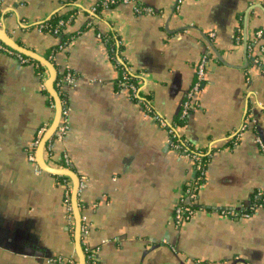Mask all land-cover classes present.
Listing matches in <instances>:
<instances>
[{
    "label": "crops",
    "instance_id": "obj_1",
    "mask_svg": "<svg viewBox=\"0 0 264 264\" xmlns=\"http://www.w3.org/2000/svg\"><path fill=\"white\" fill-rule=\"evenodd\" d=\"M98 4L0 0L5 33L43 58L52 55L56 74L67 66L76 78L63 90L69 129L49 165L65 153L84 181L77 200L96 264H264V208L247 218L215 212L246 210L264 188V155L255 143H264V0H129L90 16ZM133 4L151 13L136 14ZM54 15H71L62 46L37 27ZM98 34L111 36L115 56L166 124L179 118L196 65L208 58L202 89L177 128L192 148L208 152L197 200L203 211L178 227L172 212L192 163L117 89L111 48ZM49 78L46 68L40 78L0 48V264H77L62 186L36 173L26 154L37 128L52 118L42 91Z\"/></svg>",
    "mask_w": 264,
    "mask_h": 264
},
{
    "label": "built area",
    "instance_id": "obj_2",
    "mask_svg": "<svg viewBox=\"0 0 264 264\" xmlns=\"http://www.w3.org/2000/svg\"><path fill=\"white\" fill-rule=\"evenodd\" d=\"M177 2H180V0H177ZM119 3L126 4L129 3V0H99V4L97 6H100L101 9H106L115 6ZM97 6L92 7L89 10L90 16H93L96 13ZM133 11L136 14L140 15L151 13V10L149 8H145L137 4H133ZM59 25L62 27V25H64V22H59ZM0 29H2L1 26ZM53 33L56 34L57 31H54ZM260 35L261 32L256 33L257 37H259ZM97 38L101 39V35L98 34ZM236 39L239 40V37H237ZM71 43H73V41H71L70 44ZM0 48L8 52L6 49L7 47L5 48L0 46ZM108 55L118 73L117 79L119 80V90L127 92L130 99H136V102L140 104L146 111V115H148V117H150L158 125L159 128L163 129L166 132V144L168 148L179 157L189 160L192 163V175L180 189L178 193V199L174 205L172 212L171 221L176 227H178L181 224L187 222L188 220L194 218V216H196V214H198L199 212L203 211V208L199 206L197 200L205 174L206 163H204V158L208 155V152L207 150L189 147L186 142L178 135L177 126H175L173 123L166 124L164 120L160 119L156 114H154L151 110V107L149 105L144 104V99L141 97V87L138 83V80L136 78L135 81L131 80L130 73L126 70V68L123 67L118 57L115 56L114 48L110 49ZM17 59L23 61L20 57H17ZM207 64L208 58L206 56H202L196 65L192 84L182 101L179 118H185L194 107L193 99L199 94L205 82V71ZM55 86L53 85V90L56 96L59 98L61 106L56 128L54 129V132L52 133L51 137L43 145V148L38 157V146L41 140L47 135V133L51 129L55 118L56 104L54 103L53 99L49 96L47 104L52 111V118L47 123L37 128L33 140L30 142L28 148L26 149L27 158L31 163L35 164L36 173L43 172L40 167L56 171L71 170L70 159L65 153H62L60 155V159L58 161L57 166L49 165L54 163L55 161V143L62 142L69 129L70 108L66 102L63 90L74 88L76 86V78L67 66L64 67V70L61 73V77L59 78ZM42 88L45 89V85L44 87L42 86ZM255 143L257 144L260 153L264 155V143L258 137L255 138ZM62 177L67 178L61 184L64 217L66 221V226L70 234L73 236L74 221L71 193L74 181L70 177ZM84 187V181L79 178L77 199ZM262 208H264V188L257 189L253 192L250 205L246 210L235 212L231 209H219L215 212H217L220 216L224 218H247L256 210ZM77 209L79 211L80 218V243L84 263L96 264L97 249L91 248L87 243V236L89 234V224L86 217L84 215H81L80 213V206L78 200ZM56 261L63 262L61 258L56 259ZM64 261L66 262V264H75L72 258L64 259Z\"/></svg>",
    "mask_w": 264,
    "mask_h": 264
},
{
    "label": "water",
    "instance_id": "obj_3",
    "mask_svg": "<svg viewBox=\"0 0 264 264\" xmlns=\"http://www.w3.org/2000/svg\"><path fill=\"white\" fill-rule=\"evenodd\" d=\"M245 37V36H244ZM244 40V38H243ZM0 43L7 47L8 49L26 57L29 58L39 64H41L44 68H46L49 73H50V78L45 84V89L48 93V95L53 99L54 103L56 104V110H55V118L53 125L51 126V129L47 133V135L41 140L39 146H38V157L39 154L43 148V145L45 142L51 137L52 133L54 132V129L56 128L58 119H59V114H60V101L59 98L56 96L53 90V84L56 79V71L52 64L48 62L45 58L19 46L10 36H8L3 29H0ZM246 46V45H245ZM43 172L48 173L53 176H67L73 179V188H72V193H71V201H72V206H73V244H74V251L75 255L77 257V264H85L84 263V258L81 250V243H80V218H79V211L77 209V189H78V184H79V178L78 176L72 171V170H62V171H56V170H50V169H45L42 168Z\"/></svg>",
    "mask_w": 264,
    "mask_h": 264
},
{
    "label": "trees",
    "instance_id": "obj_4",
    "mask_svg": "<svg viewBox=\"0 0 264 264\" xmlns=\"http://www.w3.org/2000/svg\"><path fill=\"white\" fill-rule=\"evenodd\" d=\"M100 10H101V7H100V6H97V7H96V15H97V16H98V13H99ZM70 16H71V15H65V16L54 15V16L50 17L49 19H47V20H45V21L39 23V24L37 25V27H40V30L43 31V32H45V33H50V34H53V35H57V36H59L60 39L62 40V44H60V46H62V45H65V44L69 41V39L66 38V37H64V36H61V35H60V33H61L60 31H61L62 27L59 25V22H61V21L64 22V21L68 20V19L70 18ZM54 31H57V33L54 34V33H53ZM109 36H110V35H102L101 38H102V41L106 44V46H107L108 48H111V46H112V39L110 38L111 36H110V37H109ZM0 46L5 47V46H3L1 43H0ZM5 48H6V47H5ZM55 48H56V49H55ZM55 48H54L55 50H59V46H58V47H55ZM6 49H7V51H8L12 56H14L15 58L20 57V58L23 60V61H20V60H19L21 63H23V64H31V65H33V66H34V69H35V71H36L37 76L41 78L42 73H43L44 70H45V68H44L41 64H39V63H37V62H35V61L29 59V58H26V57H24V56H22V55H20V54H18V53H16V52H14V51L8 49V48H6ZM45 59H46L48 62H50V63L54 66L55 69H57V66L55 65L54 61H52V55H48V56H46ZM123 67H124V66H123ZM56 71H57V70H56ZM131 76H132V75H131ZM131 76H130L131 80L135 81V80H136L135 77H134V76L131 77ZM60 77H61V73H58V72H57L56 79H55L54 84H53L54 86L56 85V83H57V81L59 80ZM116 86H117V89H120V86H119V80H118V79L116 80ZM55 87H56V86H55ZM42 91H43V93L46 95V97H47V101H48V97H49V95H48L46 89L43 88ZM149 99H150V96H149V95H144V104H145V105H149V103H148V100H149ZM131 100H132V101H136V99H134V98H131ZM149 106H150V105H149ZM150 107H151V106H150ZM143 109H144V108H143ZM149 114H150V113H149ZM184 119H185V118H176V120L173 122V124H174L175 126L179 127V126H181V125L184 123ZM185 142H186V141H185ZM186 144H187L189 147H191L187 142H186ZM191 148H192V147H191ZM207 159H208V155L205 156V158H204V163L207 162ZM55 177H56V179L58 180V182H59L60 184H62V182H63L64 180L67 179V178L62 177V176H55ZM79 206H81V205L79 204Z\"/></svg>",
    "mask_w": 264,
    "mask_h": 264
}]
</instances>
